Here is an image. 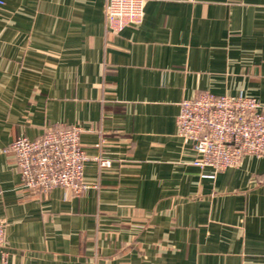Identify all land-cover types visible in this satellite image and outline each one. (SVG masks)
Returning <instances> with one entry per match:
<instances>
[{
  "label": "crops",
  "instance_id": "1",
  "mask_svg": "<svg viewBox=\"0 0 264 264\" xmlns=\"http://www.w3.org/2000/svg\"><path fill=\"white\" fill-rule=\"evenodd\" d=\"M0 0V218L8 264H264V156L199 168L177 134L199 92L264 104V0ZM79 125V194L22 184L4 149ZM110 161L103 166L101 160Z\"/></svg>",
  "mask_w": 264,
  "mask_h": 264
},
{
  "label": "built area",
  "instance_id": "2",
  "mask_svg": "<svg viewBox=\"0 0 264 264\" xmlns=\"http://www.w3.org/2000/svg\"><path fill=\"white\" fill-rule=\"evenodd\" d=\"M145 1L106 0L109 29L117 33L141 25ZM176 123L178 136L192 144L196 153L192 163L199 168L210 166L219 172L239 166L246 155L264 156V104L254 96L199 92L180 102ZM81 132L79 125L50 126L40 137L16 138L4 152L12 154L24 187L38 192L62 187L79 195L87 187L88 160ZM96 159L110 166V161ZM7 224L0 218V249L5 246ZM7 257L1 251L0 264H8Z\"/></svg>",
  "mask_w": 264,
  "mask_h": 264
}]
</instances>
